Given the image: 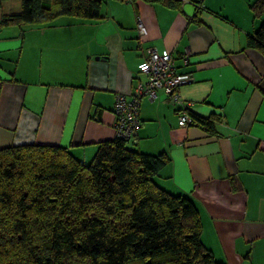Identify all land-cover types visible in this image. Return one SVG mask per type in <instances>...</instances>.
I'll list each match as a JSON object with an SVG mask.
<instances>
[{"label": "crops", "instance_id": "1", "mask_svg": "<svg viewBox=\"0 0 264 264\" xmlns=\"http://www.w3.org/2000/svg\"><path fill=\"white\" fill-rule=\"evenodd\" d=\"M260 1L188 0L175 8L104 0L99 19L0 25V148L59 146L90 162L100 143L116 138V96L129 97L146 79L140 63L152 50L171 53L193 76L180 95L195 115L217 118L214 132L180 126L160 91L154 102L142 99L130 148L168 155L154 180L195 202L202 242L218 261L264 264V52L247 47L264 22ZM11 2L0 21L21 10L20 0L17 10L2 11Z\"/></svg>", "mask_w": 264, "mask_h": 264}, {"label": "trees", "instance_id": "2", "mask_svg": "<svg viewBox=\"0 0 264 264\" xmlns=\"http://www.w3.org/2000/svg\"><path fill=\"white\" fill-rule=\"evenodd\" d=\"M103 3L60 0L53 10L47 0H21V10L3 16L0 25L99 19ZM257 4L259 14L264 0ZM247 47L264 52V22ZM191 115L192 125L214 132L215 116ZM128 142L116 137L100 143L88 163L59 146L0 148V264H225L202 242L195 202L156 184L168 155L143 153Z\"/></svg>", "mask_w": 264, "mask_h": 264}, {"label": "built area", "instance_id": "3", "mask_svg": "<svg viewBox=\"0 0 264 264\" xmlns=\"http://www.w3.org/2000/svg\"><path fill=\"white\" fill-rule=\"evenodd\" d=\"M186 2L188 0H182ZM137 30L141 36L146 34V27L142 18L137 20ZM193 54L190 47L186 48L182 62L189 63ZM175 59L171 53L161 54L150 51V54L139 65L140 73L146 76L145 80H138L133 93L128 97L119 93L115 98L114 114L116 117V137L126 141H132L141 125L139 108L142 99L154 102L158 93L163 92L167 99L177 108L178 124L189 127L194 124L192 102L182 98L179 93L181 86L193 81L190 73H183L176 67Z\"/></svg>", "mask_w": 264, "mask_h": 264}, {"label": "rangeland", "instance_id": "4", "mask_svg": "<svg viewBox=\"0 0 264 264\" xmlns=\"http://www.w3.org/2000/svg\"><path fill=\"white\" fill-rule=\"evenodd\" d=\"M14 2H11L9 4H6V6L3 7L4 12H11V10H17L18 9V3L19 2V8H20V0H11ZM59 1L60 0H52V8L53 9H57L59 7ZM132 141L128 142V146L131 147L132 146Z\"/></svg>", "mask_w": 264, "mask_h": 264}]
</instances>
